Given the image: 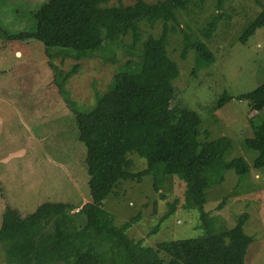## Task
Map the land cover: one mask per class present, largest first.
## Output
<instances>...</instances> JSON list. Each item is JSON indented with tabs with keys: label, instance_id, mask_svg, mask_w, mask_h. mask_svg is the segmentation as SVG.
Wrapping results in <instances>:
<instances>
[{
	"label": "rangeland",
	"instance_id": "rangeland-1",
	"mask_svg": "<svg viewBox=\"0 0 264 264\" xmlns=\"http://www.w3.org/2000/svg\"><path fill=\"white\" fill-rule=\"evenodd\" d=\"M47 1L0 0V218L6 206L25 217L44 203H67L77 209L90 201L85 147L77 139L75 114L68 103L77 112H88L96 96L110 89L116 73L136 72L141 63L140 48H132L128 36L105 41L88 57L77 60L73 51L53 48L49 51L54 55L48 57L36 40L5 37L34 31L33 15ZM119 2L127 6L136 0ZM263 5L264 0H221L218 7L217 0H194L177 13L183 31L203 42L214 55V62L194 76V52L188 51L184 60L178 58L182 36L169 35L167 46L178 65L179 74L172 82L178 100L198 115L199 130L207 131L209 140L226 137L231 141L223 162L242 158L248 166L242 175L226 170L221 183L205 190L204 205L212 219L210 229L216 233L232 228L239 215H247L243 231L253 242L244 264H264V167H253L257 152L245 146V139L252 137L249 118L264 122V109L250 110L247 101L235 97L264 82V27L244 45L239 37ZM215 16V33L206 40L202 34ZM160 28L155 27V34ZM76 65V71L69 74ZM222 94L231 99L216 108ZM129 158L134 172L145 168L143 159L136 155ZM182 191V182L174 176L166 178L158 192L152 188L150 176L140 183L121 181L116 194L105 200L104 209L117 228L133 219L127 236L144 247H155L201 235L196 228L197 213L183 208ZM0 264H8L1 245Z\"/></svg>",
	"mask_w": 264,
	"mask_h": 264
},
{
	"label": "trees",
	"instance_id": "trees-1",
	"mask_svg": "<svg viewBox=\"0 0 264 264\" xmlns=\"http://www.w3.org/2000/svg\"><path fill=\"white\" fill-rule=\"evenodd\" d=\"M119 1L48 0L33 15L34 31L5 35L11 40L40 42L48 57L54 55L50 49L59 48L73 51L70 54L77 60L88 57L105 41L126 36L130 46H138L141 53L138 71L116 73L110 89L96 96L88 112H77L67 102L75 114L77 139L85 147L90 201L77 209L67 203H44L25 217L6 206L0 218L5 260L8 264H244L253 242L243 231L247 215H239L232 228L216 233L210 229L212 219L204 205L205 190L221 183L226 170L242 175L248 166L242 158L223 162L231 141L226 137L209 140V133L199 130L198 115L178 100L172 85L179 70L167 52L169 35L182 36L180 60L188 51L194 52L192 76L214 62L209 48L191 39L178 22L177 13L194 0H157L153 4L136 0L127 6ZM217 18L207 24L204 39L215 33ZM157 25L161 28L155 34ZM142 27L149 31L144 33ZM262 27L264 5L239 37L240 44ZM76 69L77 65L69 74ZM58 87L64 96L62 82ZM235 98L247 101L250 110L262 111L264 82ZM230 99L222 94L216 108ZM248 123L252 137L245 139V146L257 152L253 167L260 169L264 167V122L249 118ZM129 155L143 159L145 168L134 172ZM145 176L151 177L155 192L168 177L182 182L183 208L197 213L196 228L201 235L144 247L126 234L133 219L121 228L113 225L104 209L105 200L116 194L121 181L140 183Z\"/></svg>",
	"mask_w": 264,
	"mask_h": 264
}]
</instances>
